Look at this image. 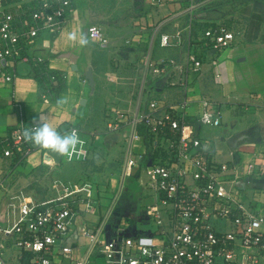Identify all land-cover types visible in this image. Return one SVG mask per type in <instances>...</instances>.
<instances>
[{"label": "crops", "instance_id": "obj_1", "mask_svg": "<svg viewBox=\"0 0 264 264\" xmlns=\"http://www.w3.org/2000/svg\"><path fill=\"white\" fill-rule=\"evenodd\" d=\"M210 1L126 0V11L119 16L114 6L109 12L108 5L94 0H72L73 11L61 33L49 44L39 40L29 51L46 58L50 68L63 75L61 91L44 99L42 81L27 61L16 64L13 81L0 75L2 226L11 227L18 220L21 198L14 196L19 192L37 200L57 198L64 195L60 183L76 182L89 185L94 208H87L84 190L67 198L78 213L67 239L72 256L58 254L53 264H76L86 257L90 235L99 228L103 227L101 237L108 239L132 219L134 233H140L149 202L142 184L144 169L152 164L149 146L155 137L145 117L153 101L159 108L185 115L216 161L236 162L237 169L227 175L228 185L241 188L258 210L264 208V40L237 38L220 53L219 65L213 68L209 62L213 51L203 41L204 25L195 18ZM93 7L114 17L96 25L109 40L106 48L89 37L86 44L80 43L84 29L98 22ZM71 33L76 39L69 38ZM163 35L169 37L167 46L161 44ZM189 52L203 61L198 72L187 64ZM89 67L93 87L85 76ZM61 100L66 103L59 104ZM18 105L27 121L47 122L60 133L71 125L81 127L89 151L86 164L63 157L60 163L53 158L44 162L41 150L20 166L5 157L2 141L20 121ZM206 109L219 112V126L200 123ZM129 153L138 164L125 173ZM20 237L0 234V264L34 262L35 253L17 246ZM89 261L105 264L98 250Z\"/></svg>", "mask_w": 264, "mask_h": 264}, {"label": "built area", "instance_id": "obj_2", "mask_svg": "<svg viewBox=\"0 0 264 264\" xmlns=\"http://www.w3.org/2000/svg\"><path fill=\"white\" fill-rule=\"evenodd\" d=\"M72 11V0H0L2 78L13 81L17 74L16 64L27 61L42 81L41 96L44 99L60 92L63 75L51 69L46 58L31 56L29 51L39 40L49 44L57 37ZM88 37L102 48L109 45L99 26H90ZM203 39L213 51L209 62L216 69L220 53L233 46L237 33L226 23H217L205 28ZM161 44H169L167 35L162 36ZM187 64L192 71L198 72L203 61L189 52ZM215 77H220V73L215 72ZM209 104L205 99L204 105ZM150 106L145 120L155 137L149 146L152 164L145 167L146 178L142 182L149 198L140 221L142 230L134 233L131 219L108 239H103V227L99 228L90 235L89 254L76 264H90L95 250L105 264H262L264 208L258 210L241 188L228 185L227 175L237 169V163L216 161L207 149V143L194 134L185 115L171 108H159L155 101ZM18 110L20 121L12 137L7 136L2 141L4 156L20 166L35 150H41L44 162H49L52 157L48 150L24 137L25 129L37 123L25 119L21 105ZM138 119L137 114L135 123ZM199 121L203 125L219 126L221 116L217 111L206 109ZM73 130L84 143L77 146L71 157H62L67 162L84 161L89 151L82 128L71 125L60 134ZM137 164V159L129 153L125 173ZM65 188L63 196L45 200L24 197L23 192H19L14 196L21 198L18 220L11 227L0 224V234L22 235L16 241L17 246L36 254L34 262L28 264H53V258L58 254L72 256L67 239L78 213L67 198L84 190L87 208L93 209L94 202L88 184Z\"/></svg>", "mask_w": 264, "mask_h": 264}, {"label": "rangeland", "instance_id": "obj_3", "mask_svg": "<svg viewBox=\"0 0 264 264\" xmlns=\"http://www.w3.org/2000/svg\"><path fill=\"white\" fill-rule=\"evenodd\" d=\"M94 2L108 5L109 12H112L113 9L111 8L114 6L119 16L126 11V8H124L127 4L126 0H94ZM102 11V8L93 7L92 12L96 14L95 18L98 20L93 25L101 26L102 24L99 21H107L114 18L110 15L111 13L105 15ZM199 11V14L195 15V18H198L201 25H204V28L209 25L226 22L235 28L237 38L242 40H245L249 33H256L257 31L264 32V0H212ZM258 40L264 39L259 38ZM83 134L85 137V132ZM87 159L76 162L83 163L84 165ZM61 184L58 188L65 193V187H73L76 182H71L67 184L68 186Z\"/></svg>", "mask_w": 264, "mask_h": 264}, {"label": "clouds", "instance_id": "obj_4", "mask_svg": "<svg viewBox=\"0 0 264 264\" xmlns=\"http://www.w3.org/2000/svg\"><path fill=\"white\" fill-rule=\"evenodd\" d=\"M69 38L76 39L75 33H71ZM80 43L84 45L87 41L81 39ZM58 103L63 104L66 101L61 100ZM24 137L34 145L48 150L52 156L67 155L71 157L77 151V146L84 143L76 130L62 135L47 122H40L29 129H25Z\"/></svg>", "mask_w": 264, "mask_h": 264}, {"label": "water", "instance_id": "obj_5", "mask_svg": "<svg viewBox=\"0 0 264 264\" xmlns=\"http://www.w3.org/2000/svg\"><path fill=\"white\" fill-rule=\"evenodd\" d=\"M83 37L85 40L88 39V28L86 27L84 29ZM86 78L89 80L90 85L93 87L94 86V76H93V69L91 67L88 68L85 74ZM49 153V151H48ZM50 155V154H49ZM57 163L61 162L62 155L61 156H52L50 155Z\"/></svg>", "mask_w": 264, "mask_h": 264}, {"label": "trees", "instance_id": "obj_6", "mask_svg": "<svg viewBox=\"0 0 264 264\" xmlns=\"http://www.w3.org/2000/svg\"><path fill=\"white\" fill-rule=\"evenodd\" d=\"M225 23H226V22H225ZM226 24L235 30V28H234L233 26L229 25L228 23H226ZM259 38H263V39H264V32H263V31H262V32L257 31L256 33H254V32L249 33V34H248V37H247L245 40H246V41H256V40H258ZM203 41H204V39H203ZM200 42H202V40H201V41L199 40V43H200ZM196 43H197V42H196ZM12 132H13V131L10 130L9 135H8L9 138L12 137ZM72 209H74V208H72Z\"/></svg>", "mask_w": 264, "mask_h": 264}]
</instances>
